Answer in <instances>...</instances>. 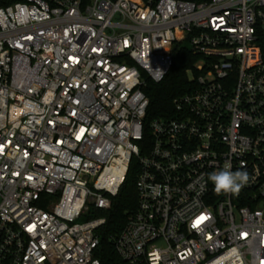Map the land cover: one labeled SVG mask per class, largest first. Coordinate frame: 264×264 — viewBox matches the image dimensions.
<instances>
[{
    "label": "built area",
    "instance_id": "built-area-1",
    "mask_svg": "<svg viewBox=\"0 0 264 264\" xmlns=\"http://www.w3.org/2000/svg\"><path fill=\"white\" fill-rule=\"evenodd\" d=\"M185 40L192 88L141 145ZM134 158L118 264H264V0H0V264H100ZM229 164L248 181L217 193Z\"/></svg>",
    "mask_w": 264,
    "mask_h": 264
},
{
    "label": "trees",
    "instance_id": "trees-1",
    "mask_svg": "<svg viewBox=\"0 0 264 264\" xmlns=\"http://www.w3.org/2000/svg\"><path fill=\"white\" fill-rule=\"evenodd\" d=\"M205 2L209 0H190ZM173 64L165 78L156 83L147 81L144 91L149 99L144 128V142H150L149 122L158 117H171L174 114V100L192 88L190 72L201 56L194 53L187 40L177 42L172 47ZM194 72V71H193ZM144 146H142V149ZM144 152V149L142 150ZM139 170L134 158L127 177L118 194L113 197L112 206L107 211H97L95 216L106 217L105 224L98 230L99 244L94 251L100 264H118L121 259L114 246V238L122 231L137 206L136 177Z\"/></svg>",
    "mask_w": 264,
    "mask_h": 264
},
{
    "label": "clouds",
    "instance_id": "clouds-1",
    "mask_svg": "<svg viewBox=\"0 0 264 264\" xmlns=\"http://www.w3.org/2000/svg\"><path fill=\"white\" fill-rule=\"evenodd\" d=\"M24 111L26 113H33L35 111V106L31 102H25ZM248 178V173L246 171H232L230 164L208 174V180L212 182L214 191L217 193H238L248 181Z\"/></svg>",
    "mask_w": 264,
    "mask_h": 264
},
{
    "label": "snow or ice",
    "instance_id": "snow-or-ice-1",
    "mask_svg": "<svg viewBox=\"0 0 264 264\" xmlns=\"http://www.w3.org/2000/svg\"><path fill=\"white\" fill-rule=\"evenodd\" d=\"M202 219H205V217H201V218H200V220H202ZM196 223L198 224V223H199V220H198Z\"/></svg>",
    "mask_w": 264,
    "mask_h": 264
}]
</instances>
